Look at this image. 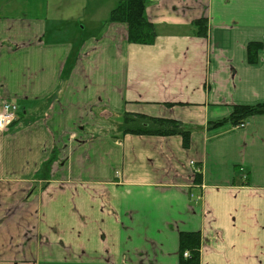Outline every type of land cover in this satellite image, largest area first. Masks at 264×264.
Wrapping results in <instances>:
<instances>
[{
    "label": "crops",
    "instance_id": "crops-1",
    "mask_svg": "<svg viewBox=\"0 0 264 264\" xmlns=\"http://www.w3.org/2000/svg\"><path fill=\"white\" fill-rule=\"evenodd\" d=\"M146 15L151 45L114 23L53 44L44 15L1 16L0 79L19 76L2 62L21 52L31 77L3 94L22 112L0 133V264H181L184 233L200 234V264H264V115L229 121L264 104V0H164ZM126 113L181 122L190 148L125 135Z\"/></svg>",
    "mask_w": 264,
    "mask_h": 264
},
{
    "label": "trees",
    "instance_id": "trees-1",
    "mask_svg": "<svg viewBox=\"0 0 264 264\" xmlns=\"http://www.w3.org/2000/svg\"><path fill=\"white\" fill-rule=\"evenodd\" d=\"M150 0H121L120 4L112 10L110 24H123L127 28V40L130 44L151 45L155 42L158 32L156 26L148 20L146 15ZM204 21L196 22L201 30ZM204 35L205 32H200ZM263 48L261 43H252L248 46V62L251 65L258 63L259 51ZM264 115V104L253 106H236L229 121L234 126L246 122L254 116ZM226 122V121H225ZM225 122H221L219 127ZM124 134L135 136H180L182 146L189 149L191 146V132L177 121L163 118H151L140 114L126 113L122 121ZM195 181L202 183V175H198ZM180 263L200 264L201 237L199 233H184L180 236ZM189 252L185 258L184 253Z\"/></svg>",
    "mask_w": 264,
    "mask_h": 264
},
{
    "label": "rangeland",
    "instance_id": "rangeland-1",
    "mask_svg": "<svg viewBox=\"0 0 264 264\" xmlns=\"http://www.w3.org/2000/svg\"><path fill=\"white\" fill-rule=\"evenodd\" d=\"M120 2L121 0H0V18L3 16V18L14 19H37L44 15L48 20V28L50 29L49 43L72 42L75 45L82 43V40L86 41L91 37H97L107 30L110 26L112 10ZM12 36L14 40L18 36H23V33L15 32ZM14 58H8L2 63L14 67V71H18L19 76L8 79L11 73L9 74L5 68L2 69L4 77L0 79V93L2 95L0 98L18 106L16 102L9 101V98L3 94L7 93L5 89L10 86V82L26 85L30 80L31 73L30 70L21 68V65L24 67V64L21 63L22 52ZM37 62H40V58L37 59ZM41 63H43L42 60ZM13 64L14 66H12ZM16 78L18 81L14 80ZM5 101L1 100L0 104L3 106ZM20 111L22 112L21 109Z\"/></svg>",
    "mask_w": 264,
    "mask_h": 264
},
{
    "label": "built area",
    "instance_id": "built-area-1",
    "mask_svg": "<svg viewBox=\"0 0 264 264\" xmlns=\"http://www.w3.org/2000/svg\"><path fill=\"white\" fill-rule=\"evenodd\" d=\"M154 3H160L163 0H150ZM17 109L13 105L5 104L3 107V111L0 115V130H6L8 126L17 119ZM245 124H241L237 126V128H244ZM194 165V163H191ZM198 172V171H197ZM189 253H185V257H188Z\"/></svg>",
    "mask_w": 264,
    "mask_h": 264
}]
</instances>
